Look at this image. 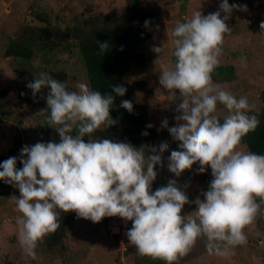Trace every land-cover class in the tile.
<instances>
[{"label": "rangeland", "instance_id": "obj_1", "mask_svg": "<svg viewBox=\"0 0 264 264\" xmlns=\"http://www.w3.org/2000/svg\"><path fill=\"white\" fill-rule=\"evenodd\" d=\"M134 3L153 15L152 37L137 49L146 64H130L124 81L146 83L136 101L160 134L154 154L105 137L100 126L80 129L95 111L80 103L76 42L39 43L29 61L3 52L23 27L44 25L38 17L67 27L83 17H120ZM210 67L233 76L217 83L205 73ZM75 76L71 112L62 110L55 91ZM263 91L264 0H0V156L12 153L0 167V264H136L135 254L175 264H264V204L244 193L255 184L247 147L222 140L184 162L200 125L224 118L238 127L245 113L262 110ZM69 190L105 202L68 227L56 252L38 248L37 229ZM106 208L121 211L126 248L110 235Z\"/></svg>", "mask_w": 264, "mask_h": 264}, {"label": "trees", "instance_id": "obj_2", "mask_svg": "<svg viewBox=\"0 0 264 264\" xmlns=\"http://www.w3.org/2000/svg\"><path fill=\"white\" fill-rule=\"evenodd\" d=\"M153 15L144 12L136 3L128 7L120 17L89 16L80 18L76 23L62 27L53 23L48 17L39 18L42 26H25L9 39L4 49L6 58L29 61L34 56L37 44H51L58 48L71 41L78 45L80 60L85 75L84 94L79 97L80 103L95 111L86 115L79 123L80 129L88 126H100L101 133L123 145L146 154H154L160 149L161 137L158 130L149 122L147 107L136 101V93L146 87L143 81L128 84L124 76L129 65H145L137 49L152 37L151 21ZM223 67L205 69L217 83L230 81L233 72L225 73ZM221 76V80L219 79ZM72 86L60 84L55 91L54 103L62 110L70 111L77 92L76 76L69 79ZM260 99L263 108L259 113H245L244 121L238 126L228 124L224 118L200 125L197 132L201 138L186 153L184 162L192 163L198 159L208 144L226 140L234 144L245 145L254 164L250 178L255 184L244 193L258 204H264V91ZM71 112V111H70ZM75 152V147L71 145ZM72 151V152H73ZM12 153L0 156V167L7 164ZM198 170H195L197 174ZM202 171L199 169V174ZM105 202L103 195L90 191L69 190L62 194L48 213L45 223L36 231V246L56 252L63 246L67 229L79 218L89 216ZM109 213L107 224L119 218L116 208H106ZM106 217V216H105ZM184 231V230H183ZM186 232V231H184ZM192 237V229L188 230ZM135 245H129L133 251ZM137 257L136 264H175L168 258L142 260Z\"/></svg>", "mask_w": 264, "mask_h": 264}, {"label": "built area", "instance_id": "obj_3", "mask_svg": "<svg viewBox=\"0 0 264 264\" xmlns=\"http://www.w3.org/2000/svg\"><path fill=\"white\" fill-rule=\"evenodd\" d=\"M122 219H123V216H122ZM120 220H121V211H120V213H119V218H116V219H113V220H111L109 223H108V230H110L111 231V229H113L112 231H114L113 233L114 234H110L111 236H114V235H119L118 236V240H120L119 239V237H121V241H120V245H121V247H123V248H126V246L128 245V242L126 241V239H124L123 238V236H122V234H121V229H120V227H119V224H118V221L120 222ZM121 224V223H120ZM123 226V225H122ZM124 235V234H123Z\"/></svg>", "mask_w": 264, "mask_h": 264}]
</instances>
